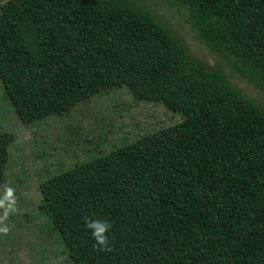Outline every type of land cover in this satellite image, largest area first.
<instances>
[{
	"label": "trees",
	"instance_id": "1",
	"mask_svg": "<svg viewBox=\"0 0 264 264\" xmlns=\"http://www.w3.org/2000/svg\"><path fill=\"white\" fill-rule=\"evenodd\" d=\"M163 1L264 93V0ZM0 82L24 124L123 88L183 118L42 184L39 210L74 264H264V108L142 1L8 0ZM13 140L0 133V188ZM85 217L111 221L110 251Z\"/></svg>",
	"mask_w": 264,
	"mask_h": 264
},
{
	"label": "rangeland",
	"instance_id": "2",
	"mask_svg": "<svg viewBox=\"0 0 264 264\" xmlns=\"http://www.w3.org/2000/svg\"><path fill=\"white\" fill-rule=\"evenodd\" d=\"M8 0H0V7ZM178 37L188 54L208 71L221 69L229 82L264 108V93L242 78L232 64L213 53L186 22V13L163 0H140ZM183 118L165 106L136 101L129 89L102 91L66 116L24 124L16 116L0 82V133L12 134L6 181L0 200L11 188L14 210L0 205V264H74L61 235L39 206L41 186L51 177L135 142L140 137L180 124Z\"/></svg>",
	"mask_w": 264,
	"mask_h": 264
},
{
	"label": "clouds",
	"instance_id": "3",
	"mask_svg": "<svg viewBox=\"0 0 264 264\" xmlns=\"http://www.w3.org/2000/svg\"><path fill=\"white\" fill-rule=\"evenodd\" d=\"M12 189L8 188L5 191L4 200H0V205L5 206L6 213L14 210L15 199L12 197ZM85 228L90 233L95 241L94 247H98L101 251H110L109 239L111 236L112 223L105 217H85ZM8 227L0 226V233H7Z\"/></svg>",
	"mask_w": 264,
	"mask_h": 264
}]
</instances>
